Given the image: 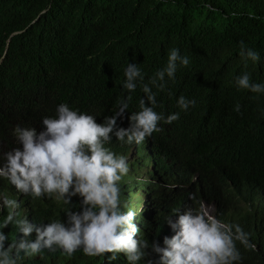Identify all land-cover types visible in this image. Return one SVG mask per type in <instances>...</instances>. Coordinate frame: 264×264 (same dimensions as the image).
I'll list each match as a JSON object with an SVG mask.
<instances>
[{"label": "trees", "instance_id": "16d2710c", "mask_svg": "<svg viewBox=\"0 0 264 264\" xmlns=\"http://www.w3.org/2000/svg\"><path fill=\"white\" fill-rule=\"evenodd\" d=\"M249 13L258 19H249ZM241 41L259 54V61L240 56ZM171 49L188 57L189 64H178L175 78L166 76L161 91L150 80L167 66ZM129 63L144 76L133 92L123 87ZM245 73L252 83L264 84V0H0V166L6 163L5 153L22 148L13 136L17 126L45 130L43 118H55L60 104L103 123L131 96L124 116L117 118L118 127L128 128L141 99L151 106L142 91L149 84L156 94L154 111L164 117L161 131L149 137L150 152H159L169 173L183 181L195 176L163 218L164 232L175 233L167 227L169 218L174 222L189 209L196 214L200 200L212 201L217 218L240 225L255 245L245 249L236 242L239 264H264V215L250 211L256 185L241 187L235 197L226 181L237 187L234 181L244 177L264 184V93L238 88L237 77ZM181 95L195 100V106L182 110L177 103ZM175 113L179 119L166 123ZM105 146L126 151L114 133ZM127 162L120 198L129 208L149 190L138 177L137 159ZM5 180L0 177V195L12 196ZM27 199L37 225L67 223L66 209L82 210L79 196L71 198V205ZM6 216L0 210V218ZM146 221L136 215L140 233L135 238L158 241ZM3 232L9 240L21 238L13 227ZM35 238V232L28 237ZM111 255L88 257L81 250L68 258L45 250L22 264H129L124 253L115 259Z\"/></svg>", "mask_w": 264, "mask_h": 264}, {"label": "clouds", "instance_id": "9594fccd", "mask_svg": "<svg viewBox=\"0 0 264 264\" xmlns=\"http://www.w3.org/2000/svg\"><path fill=\"white\" fill-rule=\"evenodd\" d=\"M249 19L258 17L249 13ZM240 56L253 62L260 59L243 41ZM178 64L187 66L189 59L181 56L178 49H171L167 66L155 74L150 84L162 91L165 77L174 79ZM125 76L123 87L129 92L135 91L137 81L144 79L134 63L128 64ZM236 83L240 89L264 93V84L252 83L247 73L237 77ZM142 91L151 106H146L145 99H141V110L129 117L128 128L118 127L117 118L124 116L131 96L121 100L118 112L106 117L103 123H97L93 115L60 104L55 118H43L45 130L37 132L35 128L17 126L13 136L22 148L5 153L6 163L0 166V177L6 178L12 191V196L0 195V210L7 214L4 219L0 218V264H22L27 258L42 256L45 250L57 251L68 258L81 250L88 257L111 253L110 259L124 253L129 264H139L145 258L147 264H153V260L155 264H239L242 256L237 241L245 249H255L254 243L249 242V234L240 225L220 221L215 215L214 203L203 199L198 203L196 214L189 209L174 222L169 218L167 227L170 225L174 230L173 235L167 234L168 230L164 232L163 218L176 203L182 186L188 184L187 188L195 176L188 183L183 181L169 173L167 162L159 152H150L149 137L161 131L158 124L164 117L154 111L156 94L149 84H144ZM177 103L186 111L195 106L196 101L181 95ZM239 109L237 104L234 110L239 112ZM177 119L179 113L169 115L165 122L171 124ZM113 133L126 147L124 153L105 146L111 142ZM127 159H137L138 177L149 190L139 203L129 208L122 206L120 198V183L129 172ZM238 180L234 181L237 187L230 179L226 180L235 197L241 187L255 184L250 211L257 217L263 216L264 184L254 178ZM74 196L82 198V210L66 209L67 223L61 220L34 223L27 197L51 198L71 205ZM201 202L207 204L209 210L200 209ZM138 214L147 220L148 229L160 237L158 241L135 238L140 233L134 223ZM7 226L16 229L21 238L9 240L3 232ZM33 232L36 238L31 241L28 237ZM150 251L159 255L155 258Z\"/></svg>", "mask_w": 264, "mask_h": 264}, {"label": "rangeland", "instance_id": "374dc122", "mask_svg": "<svg viewBox=\"0 0 264 264\" xmlns=\"http://www.w3.org/2000/svg\"><path fill=\"white\" fill-rule=\"evenodd\" d=\"M210 204V203H209ZM201 207L204 209V210H209V206L207 205V204H205V203H203V202H201L200 203V209H201ZM201 214H203V212H201Z\"/></svg>", "mask_w": 264, "mask_h": 264}, {"label": "bare ground", "instance_id": "6f19581e", "mask_svg": "<svg viewBox=\"0 0 264 264\" xmlns=\"http://www.w3.org/2000/svg\"><path fill=\"white\" fill-rule=\"evenodd\" d=\"M170 200H171V198H170Z\"/></svg>", "mask_w": 264, "mask_h": 264}]
</instances>
